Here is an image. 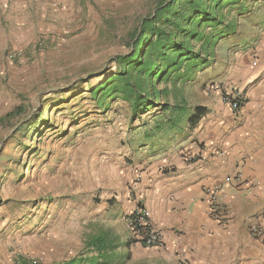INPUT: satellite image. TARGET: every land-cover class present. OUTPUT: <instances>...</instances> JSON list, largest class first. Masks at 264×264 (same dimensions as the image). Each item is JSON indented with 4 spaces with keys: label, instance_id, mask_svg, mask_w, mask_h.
I'll use <instances>...</instances> for the list:
<instances>
[{
    "label": "rangeland",
    "instance_id": "374dc122",
    "mask_svg": "<svg viewBox=\"0 0 264 264\" xmlns=\"http://www.w3.org/2000/svg\"><path fill=\"white\" fill-rule=\"evenodd\" d=\"M165 1L0 0V248L12 264L84 261L93 237L117 235L107 201L117 204L131 184L123 170L140 164L142 134L166 101L135 117L122 94L99 99L96 91L119 73L116 58L130 54L141 21ZM237 8L224 10L234 16ZM249 18L226 45L243 44ZM11 51L25 56L10 62ZM212 71L177 87L193 99ZM112 243L110 264H149L150 256L136 260Z\"/></svg>",
    "mask_w": 264,
    "mask_h": 264
},
{
    "label": "crops",
    "instance_id": "0c3cea01",
    "mask_svg": "<svg viewBox=\"0 0 264 264\" xmlns=\"http://www.w3.org/2000/svg\"><path fill=\"white\" fill-rule=\"evenodd\" d=\"M261 7L246 22L249 27L247 36L241 37L242 45H226L243 34L240 26L237 34L217 50L210 83L218 89L206 93L205 85L193 99L183 90L176 104L155 115V126L142 134L144 148L135 155L140 164L123 170L124 181L131 184L119 195L117 204L107 201L113 210L109 219L117 223V235L92 236L105 240L109 260L97 258L98 253L92 250L84 261L70 259L64 264H110L115 240L117 253L128 251L136 260L150 256L149 264H264V239L250 233L252 223L264 228L260 218L264 214ZM236 46L241 50L223 61L219 53L227 54ZM231 92L242 99L238 111L225 103V94ZM197 108L206 114L192 124L190 119ZM190 157L194 158L189 161ZM165 160L169 164L167 172L161 169ZM205 186L222 188V200L231 212L228 224L211 219L210 204L203 194ZM138 204L162 234L163 248H141L130 241L126 218ZM121 243L125 248L119 246ZM12 262L10 254L0 248V264Z\"/></svg>",
    "mask_w": 264,
    "mask_h": 264
},
{
    "label": "trees",
    "instance_id": "16d2710c",
    "mask_svg": "<svg viewBox=\"0 0 264 264\" xmlns=\"http://www.w3.org/2000/svg\"><path fill=\"white\" fill-rule=\"evenodd\" d=\"M263 4L264 0L162 2L141 21L130 54L116 58L119 73L107 80L96 95L100 94L101 99L122 94L135 117L147 114L161 98L166 102L160 105V114L169 111V98L174 96L177 102V95L184 90L177 87L178 83L193 82L197 73L212 67L219 47L237 34L243 18ZM229 6L238 7L234 16L224 10ZM196 110L190 119L192 124L206 114L202 108ZM89 245L98 253L97 258L109 260L104 239L92 238ZM20 262L29 264L24 259Z\"/></svg>",
    "mask_w": 264,
    "mask_h": 264
},
{
    "label": "built area",
    "instance_id": "2783aa9c",
    "mask_svg": "<svg viewBox=\"0 0 264 264\" xmlns=\"http://www.w3.org/2000/svg\"><path fill=\"white\" fill-rule=\"evenodd\" d=\"M44 42H40L37 47L41 48ZM25 55L18 53L17 51H11L7 55V59L10 62L21 60ZM218 87L214 84L207 86L206 93L217 90ZM225 103L232 111H238L242 105V99L235 93L225 94ZM194 157H190L191 161ZM205 158V157H204ZM203 158V159H204ZM165 165L161 167L164 172L169 170V164L167 160L164 161ZM240 179V177L238 178ZM203 194L205 199L210 204V217L218 224H228L231 219L230 208L222 200V188L220 186H205L203 188ZM264 221V214L260 217ZM126 225L129 234V239L135 244H138L145 248H163L164 239L160 231H158L148 220L147 212L142 206L138 204L134 211L127 216ZM250 233L253 237L264 239V228L258 223H252L250 226ZM14 256L17 258V252L13 251ZM29 264H38L39 261L32 259L28 261ZM15 264H21L20 259H16Z\"/></svg>",
    "mask_w": 264,
    "mask_h": 264
}]
</instances>
